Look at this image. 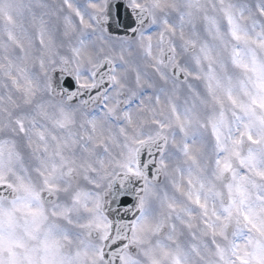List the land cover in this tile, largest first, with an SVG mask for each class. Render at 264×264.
Segmentation results:
<instances>
[{"label":"snow or ice","instance_id":"6c2138e0","mask_svg":"<svg viewBox=\"0 0 264 264\" xmlns=\"http://www.w3.org/2000/svg\"><path fill=\"white\" fill-rule=\"evenodd\" d=\"M0 264H264V0H0Z\"/></svg>","mask_w":264,"mask_h":264}]
</instances>
